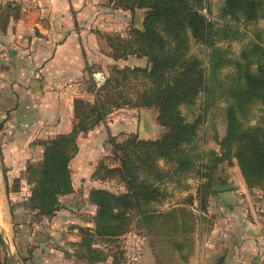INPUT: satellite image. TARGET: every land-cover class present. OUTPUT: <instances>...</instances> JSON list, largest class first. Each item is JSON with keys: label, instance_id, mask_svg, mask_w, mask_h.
<instances>
[{"label": "crops", "instance_id": "0c3cea01", "mask_svg": "<svg viewBox=\"0 0 264 264\" xmlns=\"http://www.w3.org/2000/svg\"><path fill=\"white\" fill-rule=\"evenodd\" d=\"M97 1L110 0H45L31 9L0 3V242L8 250L0 264L8 257L25 264L9 240L16 214L8 176H28V167L44 159V143L72 133L81 123L87 130L79 131L69 162L72 191L59 196L54 214L40 215L25 206L32 186L28 193L17 190L21 196L16 193L14 200L23 201L22 215L32 213L38 216L36 225L44 226L46 244L32 242L41 257L37 264H124L119 248L120 259L107 253L106 241L114 239L96 233L99 206L92 193H128L116 145L133 136L158 140L166 129L148 106L113 105L101 117L92 113L91 107L104 98L95 89L92 66L125 57L104 50L102 27L97 31L92 25ZM159 166L164 178L155 186L165 197L142 201L128 213L130 224L134 212L149 236L145 264H264V188L249 187L240 168L238 180H220L233 183V189L217 190L220 182L210 184L203 177L206 170L173 177L164 159ZM179 178L188 184L186 197L171 204L166 184Z\"/></svg>", "mask_w": 264, "mask_h": 264}, {"label": "trees", "instance_id": "16d2710c", "mask_svg": "<svg viewBox=\"0 0 264 264\" xmlns=\"http://www.w3.org/2000/svg\"><path fill=\"white\" fill-rule=\"evenodd\" d=\"M119 1L120 6L132 11L149 7L143 29H133L134 39L122 41L123 54L116 57L132 53L148 57L150 67L124 69L119 73L142 72L150 85L137 103H119L112 91L116 88L111 85L114 80L108 79L99 91L104 98L91 111L101 117L113 105L153 106L158 109V121L166 131L158 140H137L133 136L116 145L121 172L128 179V193L116 195L104 190L92 193V200L99 206L96 233L113 239L130 230L128 213L140 202L165 197L166 193L155 186L164 178L160 159L165 160L167 172L173 177L210 169L205 152L200 153L196 145L205 118L202 120L201 114L190 121L181 110L182 106L196 104L201 96L205 112L217 105L226 113L227 130L218 142L220 151L212 152L213 167L224 161L233 164L236 159L249 187L264 188V37L252 39L241 55L233 58L230 50L218 45V41L241 40L243 33L229 23L216 27L201 12L205 0ZM227 15L249 25L264 16V0H224L221 17ZM190 36L206 46L205 59L189 55ZM226 68L233 71L224 74ZM256 106L262 115L260 121L252 123L250 114ZM2 128L0 124V131ZM80 130L87 128L81 123L72 133L44 143L43 161L28 167L33 185L26 207L38 210L40 215L52 216L59 206V196L72 191L69 162L77 150ZM203 177L210 178V174L203 173ZM209 185L203 187V195ZM90 241L88 237L85 239L87 244ZM117 242L119 245V239Z\"/></svg>", "mask_w": 264, "mask_h": 264}, {"label": "rangeland", "instance_id": "374dc122", "mask_svg": "<svg viewBox=\"0 0 264 264\" xmlns=\"http://www.w3.org/2000/svg\"><path fill=\"white\" fill-rule=\"evenodd\" d=\"M119 3V0H110L107 2V4L97 1L94 3V9H92L93 15L95 16V20L92 22V25L96 27L94 29L97 31L100 29V27H102L101 30L104 32V34H102L100 30L98 33L100 34V37L106 42V48L104 50L109 52V49H111L110 54L113 57L123 54V50L120 45L121 42L132 41L134 39L135 35H133V29H143V21L149 12V7H137L134 11H132L120 6ZM223 4L224 0H205L204 8L201 9V12L205 14L210 21L214 22L216 27L222 26L226 23L239 27L241 33H243V38L241 40L227 39L218 41V45L229 49L231 53L230 55L233 58H236L237 56L241 55L243 48L252 39L264 37V16H262V18H260L258 21L246 25L243 20L237 21L230 15H227L226 18L221 17ZM135 46H133L132 49H134ZM206 49L207 48L204 44H200L196 41V39L190 36L189 55H194L200 59H205ZM129 50L131 49L129 48ZM137 67H150L148 57L132 53L125 55V57L120 60H109L107 58L105 62L96 63L92 66L93 71L91 75L95 71L106 72L109 79L114 80L111 85L112 87L114 86L116 88H114L112 91H114L115 98L119 101V103L124 102L134 104L138 102L139 97L142 95L147 86L150 85V82L143 76L142 72L132 73L127 70H125L124 73L119 72H121L120 70L124 69L133 70ZM228 71L233 70L232 68H226L223 73L226 74ZM202 101L203 97L201 96L196 101V104L191 106H182L181 110L190 121L198 118L201 114L203 115L202 120L205 118V121H203L201 125L196 145L200 153H202V151L205 152V161L210 164V169H205L207 173L210 174L208 181L210 184H215L221 179L228 180L231 178L236 181L239 178L240 170L235 162L233 164H230L228 161L218 162L216 167H213L215 162L214 154H212V152H216L218 148H220L218 147L220 146L218 142L225 135L227 130V124L225 122V110L219 108L217 105H213L205 112ZM222 105L225 106V103H222ZM148 109L152 115H156L158 112V109L153 106L148 107ZM261 115L262 114L259 111L258 106H256L250 114V121L252 123L260 121ZM4 167L7 168V170L9 169L7 165H4ZM8 179L11 186L10 194L12 197H14V199H16L15 194L18 193L17 190L22 189L23 187V191H25L24 193H28L29 188L33 185L29 180V176L19 177L9 175ZM176 180L179 183L171 181L166 184L168 192H171V197L169 198L171 204L173 202L184 200L186 197V192L183 189H185V187L188 185L187 182L180 178ZM192 188L195 194L197 185L192 186ZM18 196L21 195L18 193ZM14 199L11 201V207L16 216L11 221L13 232H10L11 238H9V240L13 244V251L25 264H37L41 257L38 255L37 250L34 249V243L32 242L37 239L40 241L39 245L41 243H44V245L46 244V240H43V235L46 234V232H44V226L41 224L40 226L36 225L39 223V221H37L38 216L32 213H25L22 215L20 208L23 201L19 202L20 200H17V202ZM157 208L160 210L162 209L161 207ZM131 219L132 224L129 225V228H132L136 231H142L144 229L139 219H137L136 213L132 212ZM106 242H109L107 253L113 254L118 259H120L117 254L118 243L115 238L114 240L111 239V241L108 240ZM100 244L101 248H103L104 244L102 241ZM149 246H151L150 243L147 244L145 250H147ZM0 255L2 258L6 257V255L8 256V250L5 248V244H2L1 242ZM5 264H15V261L8 257Z\"/></svg>", "mask_w": 264, "mask_h": 264}, {"label": "built area", "instance_id": "2783aa9c", "mask_svg": "<svg viewBox=\"0 0 264 264\" xmlns=\"http://www.w3.org/2000/svg\"><path fill=\"white\" fill-rule=\"evenodd\" d=\"M45 0H0L1 4L17 3L24 9L38 6ZM95 89L101 91L108 82V74L95 71L92 75ZM149 236L145 231L128 230L119 238V251L124 264H145V249Z\"/></svg>", "mask_w": 264, "mask_h": 264}, {"label": "water", "instance_id": "95a60500", "mask_svg": "<svg viewBox=\"0 0 264 264\" xmlns=\"http://www.w3.org/2000/svg\"><path fill=\"white\" fill-rule=\"evenodd\" d=\"M235 187V185L233 183H224L221 186L216 187V189L218 190H227V189H233Z\"/></svg>", "mask_w": 264, "mask_h": 264}, {"label": "flooded vegetation", "instance_id": "af4514ba", "mask_svg": "<svg viewBox=\"0 0 264 264\" xmlns=\"http://www.w3.org/2000/svg\"><path fill=\"white\" fill-rule=\"evenodd\" d=\"M220 182L218 185L221 186L223 181L218 180L217 183Z\"/></svg>", "mask_w": 264, "mask_h": 264}]
</instances>
